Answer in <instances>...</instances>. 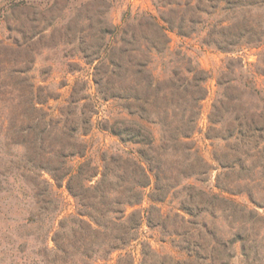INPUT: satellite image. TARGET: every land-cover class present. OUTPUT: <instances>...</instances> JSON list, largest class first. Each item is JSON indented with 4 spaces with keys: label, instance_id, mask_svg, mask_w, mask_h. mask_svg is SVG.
I'll use <instances>...</instances> for the list:
<instances>
[{
    "label": "trees",
    "instance_id": "obj_1",
    "mask_svg": "<svg viewBox=\"0 0 264 264\" xmlns=\"http://www.w3.org/2000/svg\"><path fill=\"white\" fill-rule=\"evenodd\" d=\"M97 2L103 6L107 1ZM156 2L159 15L145 13L125 19L123 24L109 22L107 9L96 10L99 19L94 39L81 41L82 57L88 64L95 63L97 99L113 100L128 114L105 119L101 127L121 143L133 145L130 150H104L100 161L89 154L86 139L95 127L93 117L97 112L88 82L77 80L70 96L53 106L50 100L58 99L59 94L32 74L31 45L0 40V192L11 190L18 202L21 187L11 188L8 180L13 177L19 182L23 178L32 198L28 208L16 211L27 232H16L13 238L4 233L11 225L0 230L4 233L0 234L4 247L0 262L7 257L10 264L109 261L114 251L124 250L140 238L145 219L152 223L150 214L143 215L142 209L128 212V208L142 203L148 188L153 202L177 199L180 208L192 216L200 212L215 216L218 204L233 201L212 192V187H198L189 181L207 182L212 169L194 140L196 132L201 131L199 120L210 76L181 49L170 50V32L190 37L207 29L205 44L238 52L244 45L264 39L261 25L257 34L258 27L248 24L240 28L236 21L239 12L261 3ZM220 13L224 16L209 20ZM235 61L228 60L218 79L219 92L205 132L207 138L223 142L215 151L223 169L215 186L231 194L237 193L236 166L242 157L247 159L253 144L260 147L264 132V111L251 101V95L259 91L251 80L243 81L234 74ZM159 64L161 72L156 71ZM12 147L23 152L14 153ZM76 157L83 160L74 164ZM46 172L53 180L44 177ZM63 187L74 197L76 212L59 218L65 210V200L58 190ZM3 208L0 203L2 219L15 220ZM181 220L197 223L183 216ZM33 227L38 232H28ZM190 231L192 228L182 234ZM50 237L53 246L48 244ZM32 239L39 249L32 248ZM122 260L118 264H123Z\"/></svg>",
    "mask_w": 264,
    "mask_h": 264
},
{
    "label": "rangeland",
    "instance_id": "obj_2",
    "mask_svg": "<svg viewBox=\"0 0 264 264\" xmlns=\"http://www.w3.org/2000/svg\"><path fill=\"white\" fill-rule=\"evenodd\" d=\"M97 1L0 0V40L6 42L18 40L31 45L34 57L32 74L41 83L49 84L51 90L59 94L58 99L50 100L53 106L63 103L70 96L77 80L88 82L89 93L96 98L97 112L93 117L95 127L86 139L90 144L89 154L96 161H100L104 150H130L133 145L121 143L116 136L101 127V122L105 119L113 120L128 114L121 111L113 100L97 99L93 80L95 63L88 64L82 57L81 41L94 39L96 22L99 19L96 10L100 8L107 9L106 18L109 22L123 24L125 19L130 20L145 13L159 15V7L156 0H105L107 2L103 6ZM259 3L261 4L236 15L240 28L253 24L256 27L261 25L264 30V0H259ZM218 16H224V13L215 14L209 17V20L214 22ZM255 29L259 34V27ZM206 36L207 29L190 37L170 32V50L175 52L181 49L194 59V63L207 70L210 76L206 83L208 93L202 102L199 120L201 131L196 132L194 140L212 169L207 182L203 183L193 178L189 181L198 187H212V192L233 201L218 204L215 216L205 212L192 216L180 208L177 199L173 200L170 197L165 202H153L148 195L151 188H148L142 203L128 208V212L142 209L143 215L150 214L152 223L145 219L138 240L124 250L114 251L109 261L102 260L97 264H118L121 258H124L121 261L123 264H264V132L260 147L253 144L247 159L244 160L242 157L241 163L236 166L235 194L223 192L215 186L217 175L223 171L215 159V151L223 142L209 139L205 135L209 114L219 92L218 79L230 58L237 59L234 74L242 77L243 81L251 80L259 91L258 94L251 95V101L264 111V39L261 43L254 41L250 45H244L238 52H225L205 44L203 41ZM156 71H162L161 64ZM239 149L240 151L243 149L241 144ZM11 150L20 155L23 152L22 148L17 147H12ZM82 160L83 158L76 157L72 163L78 164ZM44 177L53 180L47 172L44 173ZM18 180L19 182H14V178L9 177L10 185L3 184L11 188L13 185L21 187V190L17 191L20 194L18 202H15L11 190L0 192V203L4 207V212L9 210L8 215H13L15 219L4 221L2 219L4 214L1 213L0 227L3 228L0 230L11 225L10 230L4 233L11 234L13 238L16 237V232L25 231L22 216L16 211L26 209L32 203L30 189L25 179ZM58 190L65 200V210L59 218L75 213L74 197L65 187ZM182 216L197 223L182 222ZM190 227L192 231L182 234L186 230H191ZM28 232L38 231L33 227ZM35 240H31L32 248L39 249ZM48 244L54 245L52 237L49 238ZM1 246L3 245H0V254L4 248ZM10 262V257H7L0 264Z\"/></svg>",
    "mask_w": 264,
    "mask_h": 264
}]
</instances>
